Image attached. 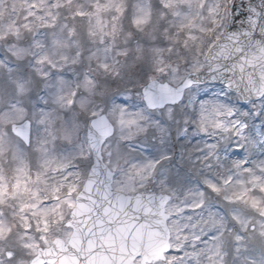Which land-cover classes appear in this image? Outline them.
Segmentation results:
<instances>
[{
    "label": "snow or ice",
    "instance_id": "snow-or-ice-1",
    "mask_svg": "<svg viewBox=\"0 0 264 264\" xmlns=\"http://www.w3.org/2000/svg\"><path fill=\"white\" fill-rule=\"evenodd\" d=\"M24 21L0 29V264H264V0Z\"/></svg>",
    "mask_w": 264,
    "mask_h": 264
},
{
    "label": "rangeland",
    "instance_id": "rangeland-1",
    "mask_svg": "<svg viewBox=\"0 0 264 264\" xmlns=\"http://www.w3.org/2000/svg\"><path fill=\"white\" fill-rule=\"evenodd\" d=\"M31 0H0V29H6L16 24H23L27 6ZM131 2V0H130ZM158 24L159 21L157 20ZM4 75L0 72V77Z\"/></svg>",
    "mask_w": 264,
    "mask_h": 264
}]
</instances>
